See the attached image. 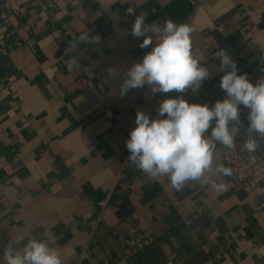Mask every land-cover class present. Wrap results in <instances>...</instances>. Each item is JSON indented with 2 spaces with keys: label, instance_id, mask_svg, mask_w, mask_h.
<instances>
[{
  "label": "crops",
  "instance_id": "obj_1",
  "mask_svg": "<svg viewBox=\"0 0 264 264\" xmlns=\"http://www.w3.org/2000/svg\"><path fill=\"white\" fill-rule=\"evenodd\" d=\"M191 1L0 8V259L10 241L20 249L36 237L56 247L63 264H264V204L230 176L209 173L227 185L223 192L196 182L176 191L167 177L151 181L128 161L137 111L155 118L159 101L177 95L147 85L121 94L127 69L152 47L131 35L136 15L193 28V52L210 76L182 94L189 103L226 98L221 49L238 74L253 84L264 78V0ZM248 112L240 106L239 130L248 128ZM224 149L214 165H224Z\"/></svg>",
  "mask_w": 264,
  "mask_h": 264
},
{
  "label": "clouds",
  "instance_id": "obj_2",
  "mask_svg": "<svg viewBox=\"0 0 264 264\" xmlns=\"http://www.w3.org/2000/svg\"><path fill=\"white\" fill-rule=\"evenodd\" d=\"M127 14L134 15V8L129 7ZM192 32L189 24H178L171 18H166L163 24H148L144 15L135 16L131 35L144 38L141 48L152 47L140 62L127 69L121 94L147 85L153 94L174 91L177 95L159 101L155 118L137 111L136 127L125 141L130 154L128 161L151 181L167 177L176 191L196 182L223 192L227 185L216 182L209 173L227 177L232 171L223 164L214 165V156L219 148L235 150L241 105L249 109L247 132L264 139V78L253 84L246 73L238 74L236 62L221 49L215 56L220 59V71L224 73L219 86L226 98L211 107L207 103H189L182 94L199 88L210 76L208 68L193 52ZM92 39L98 41L99 37ZM79 40L88 42V34L81 35ZM68 67L71 69L72 65ZM258 146L257 140L249 135L242 150L253 153ZM23 239L18 237L15 244H21ZM0 264H63V261L60 251L47 240L32 237L20 249L10 241L4 247Z\"/></svg>",
  "mask_w": 264,
  "mask_h": 264
},
{
  "label": "built area",
  "instance_id": "obj_3",
  "mask_svg": "<svg viewBox=\"0 0 264 264\" xmlns=\"http://www.w3.org/2000/svg\"><path fill=\"white\" fill-rule=\"evenodd\" d=\"M27 0H0V8L4 13L19 11ZM198 0H192L196 6ZM251 135L258 142L253 153L242 150L245 140ZM235 150L224 149L222 161L231 169L230 178L237 187L258 205L264 204V144L247 129L239 130L235 138ZM103 206V202H99Z\"/></svg>",
  "mask_w": 264,
  "mask_h": 264
}]
</instances>
